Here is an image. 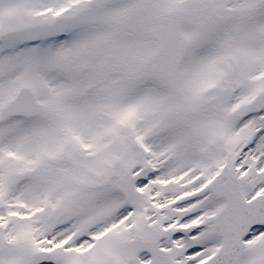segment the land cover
<instances>
[{
  "label": "snow or ice",
  "instance_id": "1",
  "mask_svg": "<svg viewBox=\"0 0 264 264\" xmlns=\"http://www.w3.org/2000/svg\"><path fill=\"white\" fill-rule=\"evenodd\" d=\"M0 264H264V0H0Z\"/></svg>",
  "mask_w": 264,
  "mask_h": 264
}]
</instances>
